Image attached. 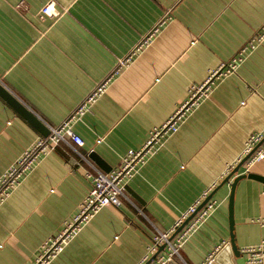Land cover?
<instances>
[{
    "label": "crops",
    "instance_id": "1",
    "mask_svg": "<svg viewBox=\"0 0 264 264\" xmlns=\"http://www.w3.org/2000/svg\"><path fill=\"white\" fill-rule=\"evenodd\" d=\"M49 2L58 17L40 16ZM263 26L264 0H0V84L49 130L106 82L71 123L83 146L61 141L1 201L0 264H33L88 194L86 172H102L87 156L93 152L115 170L185 102L190 87L236 58ZM254 134L264 135V41L215 81L127 183L137 200L125 192L119 208H103L50 264H146L164 245L151 253L153 237L220 186ZM38 138L0 98V177ZM250 160L236 176L264 178V158ZM231 182L214 193L219 207L167 264H203L213 253V264L231 258ZM233 223L241 253L264 244L263 183L236 184ZM164 256L165 248L150 264Z\"/></svg>",
    "mask_w": 264,
    "mask_h": 264
},
{
    "label": "built area",
    "instance_id": "2",
    "mask_svg": "<svg viewBox=\"0 0 264 264\" xmlns=\"http://www.w3.org/2000/svg\"><path fill=\"white\" fill-rule=\"evenodd\" d=\"M59 12L56 10L53 2H49L40 11V16L58 17ZM164 24V20L159 22V26ZM158 28V27H157ZM157 28L154 30L156 31ZM264 41V26L241 48L236 58L230 63L221 66L218 70L212 72L208 79L200 86H192L188 91V97L177 108V110L168 118L160 127L153 128L148 134V138L139 150H129L122 158L119 166L109 173L103 172H86L85 176L89 180L90 189L86 197L77 206L75 213L69 220L64 222L61 231L47 239L40 247L39 253L34 258L33 264H50L83 230L94 216L105 207L113 206L119 208L125 194V186L137 174L140 168L155 153L157 148L163 145L166 138L175 134L183 125L187 117L197 109L202 101L206 99L212 90L216 80L221 77L233 74L238 65L247 55L253 53ZM140 48V46H139ZM138 49V48H137ZM128 60L120 62L116 72L121 66H124ZM106 82L98 85L87 100L80 106L75 114L65 121L58 128H51L50 135L47 138H40L17 160L16 164L7 169L5 174L0 177V203L7 196V192L14 188L19 182L32 170L38 158L48 151H53L59 146L60 142L68 138L76 146H83V141L72 130V121L77 116H81L87 109L105 91ZM264 139L263 134H254L250 136L246 143L245 154H248L257 144ZM254 161L264 158V142L261 148L257 149ZM228 174V172H227ZM208 196L204 194L202 199ZM201 200L195 202L188 210L177 220L173 228L166 233L158 234L152 239L150 252L153 253L160 245L166 244L165 256L157 260L154 264H167L174 257L179 256V250L188 238L198 230L219 207V202L210 199L200 210L197 211ZM194 217L187 225L177 234L175 239L169 242V235L177 230L184 221L191 215ZM243 254H250L251 258L248 264H261L264 259V244L257 248L243 249ZM213 254H210L203 264L213 262Z\"/></svg>",
    "mask_w": 264,
    "mask_h": 264
},
{
    "label": "water",
    "instance_id": "3",
    "mask_svg": "<svg viewBox=\"0 0 264 264\" xmlns=\"http://www.w3.org/2000/svg\"><path fill=\"white\" fill-rule=\"evenodd\" d=\"M0 98L8 105L10 106L13 111L20 116L24 121H26L41 137L47 138L50 135V130L43 124V122L35 115L33 112H31L24 104H22L15 96H13L4 86L0 84ZM264 142L263 141L260 144H257L238 164L235 166V168L232 169L231 172L227 174L223 182L220 184L222 186L223 184H229L230 180L232 179V182L230 183V194L228 197V207H229V230H230V250H231V258H228L227 261L224 264H248L243 254L239 251V249L235 245L234 241V235H233V195L234 190L236 187V184L242 180V179H253L257 180L264 184V178L251 174V173H244L242 175H237L239 169L243 167L245 164L249 162V160L252 158L254 153L257 151L259 146ZM88 160L93 162L103 173H109L110 168L107 167V165L93 152H91L87 156ZM220 186L213 191L198 207L197 211L200 210L214 195V193L220 188ZM125 192L130 194L134 199L137 200V197L133 195L128 187H125ZM195 214L188 217L184 223L177 228V230L174 232V234L169 238V242H171L176 235L187 225V223L194 217ZM166 247V244L161 246L159 252L163 250ZM158 252V253H159ZM157 253V254H158ZM152 256L146 264H150L151 261L157 256ZM213 262H215L213 260ZM212 262V264H213Z\"/></svg>",
    "mask_w": 264,
    "mask_h": 264
}]
</instances>
